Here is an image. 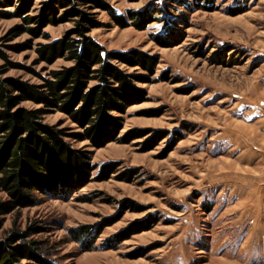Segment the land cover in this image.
Segmentation results:
<instances>
[{"label":"rangeland","instance_id":"obj_1","mask_svg":"<svg viewBox=\"0 0 264 264\" xmlns=\"http://www.w3.org/2000/svg\"><path fill=\"white\" fill-rule=\"evenodd\" d=\"M102 1L124 16L148 10L157 19L145 30L120 28L90 0L71 7L100 23L89 36L106 50L138 49L158 58L154 74L135 83L143 100L118 115V138L129 132L126 142L96 148L66 139L89 154L96 167L91 178L105 163H115L116 172L64 197L35 194L36 206L0 216V241L38 229L30 239L43 243V257L54 264H264V0ZM48 2L33 0L26 15ZM68 10L56 7L55 17ZM2 17L0 48L21 66L7 68L0 60L2 78L39 84L23 68L46 76L70 65L62 59L36 64L35 50L70 31L77 16L46 26L48 40L15 35L25 24ZM166 26L173 41L159 45ZM19 45L24 49L10 48ZM20 107L41 108L31 102ZM42 121L79 131L62 112L49 110ZM216 190L223 192L217 196ZM7 199L0 192V202ZM133 224L139 231L117 243L116 235ZM83 227L100 230L89 250L88 240L77 243L71 234Z\"/></svg>","mask_w":264,"mask_h":264},{"label":"trees","instance_id":"obj_2","mask_svg":"<svg viewBox=\"0 0 264 264\" xmlns=\"http://www.w3.org/2000/svg\"><path fill=\"white\" fill-rule=\"evenodd\" d=\"M196 1L211 4L213 0ZM75 2L78 0H49L34 16L26 15L33 0L0 2V7H14L13 12L2 11V18H19L26 26L14 28L15 35L27 32L34 38L48 40V35L42 33L46 26L56 25L72 14L78 17L70 31L60 38L38 44L35 50L38 57L36 64L43 62L50 65L62 59L70 65L49 71L46 76L22 67L38 78L39 84L19 78H2L4 71L0 70V192L8 198L0 202V216L16 209L36 206L39 200L35 194L50 198L64 197L69 191L80 190L91 179L105 180L114 174L116 164L105 163L98 167L97 176L91 178L96 167L90 163L89 154L74 149L66 139L88 141L96 148L111 142H126L129 132L118 138L122 125L118 115L143 100L144 92L135 83H145L158 64L155 55L138 49L106 50L89 36L92 29L100 28V23L93 15L71 8ZM90 2L106 12L120 28L132 26L145 30L157 20L148 10L127 11L124 16L102 0ZM56 7H68L67 16L56 18ZM164 29L165 34L159 39V45L173 41L172 28L166 26ZM10 48L20 50L24 49V45ZM0 60L7 68L21 67L10 63L1 48ZM130 69L132 72L128 71ZM23 102H31L41 108L29 110L20 107ZM49 110L65 114L79 131L70 132L43 123L42 116ZM126 178L122 177V180ZM135 226H128L118 233L115 241L119 243L136 234L139 228ZM99 231L98 228L92 230L83 227L71 234L77 243L88 240L89 250ZM36 233L38 229L30 228L27 232H13L0 241V264H19L21 260L54 264L43 257V243L30 239Z\"/></svg>","mask_w":264,"mask_h":264},{"label":"crops","instance_id":"obj_3","mask_svg":"<svg viewBox=\"0 0 264 264\" xmlns=\"http://www.w3.org/2000/svg\"><path fill=\"white\" fill-rule=\"evenodd\" d=\"M233 147H234V146H233ZM240 149H241V148H238V147H236V149H235L236 152H238L237 156H239V155L241 154ZM218 191H219V190H216L215 193L218 194L217 196H220L219 194H221V192H223V191H220V192H218ZM233 191H234V190H232V192H233ZM235 194H236V193H233V194H232V198H233V197H236ZM235 199H237V198H235ZM253 199H254V198H253ZM234 204H235V203H234Z\"/></svg>","mask_w":264,"mask_h":264}]
</instances>
